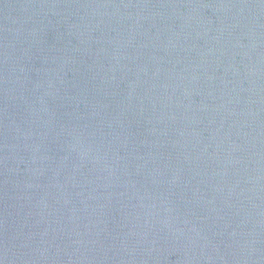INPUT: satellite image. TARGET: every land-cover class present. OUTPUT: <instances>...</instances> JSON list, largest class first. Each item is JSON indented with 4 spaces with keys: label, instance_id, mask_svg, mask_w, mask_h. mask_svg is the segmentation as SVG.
Here are the masks:
<instances>
[{
    "label": "water",
    "instance_id": "95a60500",
    "mask_svg": "<svg viewBox=\"0 0 264 264\" xmlns=\"http://www.w3.org/2000/svg\"><path fill=\"white\" fill-rule=\"evenodd\" d=\"M0 264H264V0H0Z\"/></svg>",
    "mask_w": 264,
    "mask_h": 264
}]
</instances>
